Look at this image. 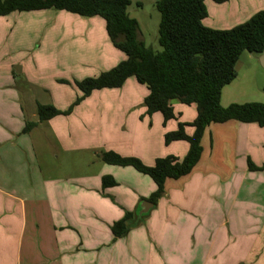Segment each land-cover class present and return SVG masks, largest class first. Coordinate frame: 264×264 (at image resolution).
Wrapping results in <instances>:
<instances>
[{
    "label": "crops",
    "instance_id": "crops-1",
    "mask_svg": "<svg viewBox=\"0 0 264 264\" xmlns=\"http://www.w3.org/2000/svg\"><path fill=\"white\" fill-rule=\"evenodd\" d=\"M204 4L207 16L202 22L214 29H229L264 9L253 6V0H227L217 3L219 6L204 0ZM209 8L225 15L211 22ZM49 13L56 20L66 19V25L77 30L92 33L95 25H101L98 17L53 9ZM40 15L39 11H24L0 16V264H264V243L256 250L254 239L248 235L241 240L233 235L238 221L206 218L207 207L214 205L210 196L213 189H203L199 182L194 186L189 183L199 174L197 170L205 172L201 176L214 179L211 173L237 172L243 181L231 191V210L235 205L252 204L253 210H260L264 216V203L252 199L255 184L264 186V173L251 175L243 161L252 159L251 150L264 137L262 128L254 123L229 120L208 125L201 138V157L192 171L178 179L168 178L163 197L126 235L112 234L113 222L126 212H134L141 200H148L156 185L130 168L104 163L101 156L109 149L99 150L85 133L79 143L71 123L67 126L73 109L68 115L37 122L23 131L26 122L37 121L38 104L67 108L45 100L41 77H30L28 53L21 55L24 51L36 55L38 49L23 47L29 42L32 27L25 21ZM12 68H18L22 77L18 78ZM29 94L32 96L26 100ZM173 108L174 112L182 110L175 105ZM47 130L57 145L53 142L56 154L51 159L40 157L44 144L32 138L34 131L46 134ZM167 130H175L173 124ZM116 138L120 142L114 140L110 150L120 156H136L146 165L158 157L152 154L146 158L140 149L127 151L124 147L128 143ZM187 148L169 154L182 156ZM83 152L87 154H79ZM239 157L242 171L237 170ZM263 159L256 157V162L264 164ZM104 175L112 176L116 185L104 187ZM246 179L253 181L240 187ZM225 227L231 237L224 236ZM248 231L249 227L243 232Z\"/></svg>",
    "mask_w": 264,
    "mask_h": 264
},
{
    "label": "trees",
    "instance_id": "trees-1",
    "mask_svg": "<svg viewBox=\"0 0 264 264\" xmlns=\"http://www.w3.org/2000/svg\"><path fill=\"white\" fill-rule=\"evenodd\" d=\"M223 3L227 0H212ZM130 0H0V16L12 12L59 10L82 17H100L112 45L124 53L125 58L115 67L95 77L77 83L82 98L92 91L105 88H121L128 78L135 77L148 89L144 98L146 113L159 112L164 122L175 119L173 101L195 105L196 116L190 123H178L177 128L165 134V142L187 141V154L156 158L151 166L138 158L124 157L114 151H106L101 159L116 166H130L139 173L148 175L156 185L148 200L154 206L163 195L165 181L189 174L201 157V138L205 128L212 123L236 120L254 123L264 128V102L250 101L221 105L222 89L236 77L235 65L244 51L262 54L264 51V10L257 11L249 19L229 29H214L203 24L207 16L204 0H156L160 13L158 25L159 51L147 47L142 40L138 21L130 17L127 7ZM264 91V86H263ZM82 98L60 110L52 104L37 105V121L26 122L24 132L37 122L57 115H68ZM193 127L188 135L185 126ZM250 170H263L248 160ZM104 187L116 185L110 175L102 177ZM143 219V218H142ZM134 212L111 225L112 234L122 237L137 226Z\"/></svg>",
    "mask_w": 264,
    "mask_h": 264
},
{
    "label": "rangeland",
    "instance_id": "rangeland-1",
    "mask_svg": "<svg viewBox=\"0 0 264 264\" xmlns=\"http://www.w3.org/2000/svg\"><path fill=\"white\" fill-rule=\"evenodd\" d=\"M155 1L130 0L127 12L130 17L138 21L145 45L159 51L161 49L158 44L160 13L156 9ZM209 3L213 4V6H219L212 0H209ZM253 6L264 8V1L253 0ZM208 11L211 22L217 21L225 15L215 8H209ZM49 12L50 10H42L39 11L40 16H31L34 17L31 18L32 21L26 19L25 23L30 22L32 27L29 28V42H24L23 47L38 50L35 56L31 55L32 52L25 51L21 52V55L24 56L25 53H28L26 57L28 58V69L31 70L29 73L30 77L32 79L37 76L41 77L45 87V100L53 101L57 106L64 108L73 104L77 98H82V92L77 85L78 82L89 77H95L101 72L115 67L125 58V55L109 41L102 18L98 17L100 19L97 20H101V25H95L94 31L91 33L88 30H77L74 28L76 26L66 25L69 24L66 23V19L62 20L65 22L56 20L54 15ZM0 49L3 51V45H1ZM260 56V54L249 53L248 51L242 52L235 65L236 77L222 89L220 100L222 106H227L230 103L250 101L264 102V68L260 64ZM13 71L16 76L18 75V78L22 77V75L17 74L19 72L18 68H12ZM21 83L22 79H20ZM147 94V87L138 83L135 77L128 78L121 88L94 90L91 95L82 98L77 105L73 106L72 117H69L67 126L71 123L70 126L75 129L79 143L82 142V134L85 133L86 139L89 137L88 139L92 141L89 143L97 144L96 147L99 150L105 148L109 149L107 151H112L110 146L114 145V140L120 142L117 140V136L128 143L124 149L127 151L140 149L144 156L147 155L145 156L146 158L150 155L152 157V154L158 156L157 158L175 156V154H169V152L176 151L178 153L184 146L188 147V151L189 144L187 141L166 143L165 134L168 132L167 128L170 124H173L176 129L180 122L186 124L192 122L196 116V106L184 105L174 100L172 102L173 105L180 107L182 110H175L176 118L164 122L161 113L156 112L152 115L146 113L144 98ZM30 96L32 95L29 94V98L26 100L30 99ZM179 111L183 114L180 115ZM62 116L65 115L62 114ZM185 129L189 131L190 135L194 130L190 125H186ZM262 130L264 133V128ZM32 138L44 144L41 147L42 153L40 157L51 159L52 155L56 154L53 152L54 143L56 145V142L52 137L51 131L47 130L46 134L34 131ZM260 142L258 140L255 148L251 150L252 159L243 158L244 165L247 168L248 160L254 166L259 167L262 165L256 162V157L258 159L264 157V137L260 139ZM187 151L184 155L177 157L182 159L187 154ZM79 154L86 155L87 152ZM131 157L138 158L136 156ZM138 159L143 163L140 158ZM155 159L153 158L154 161ZM241 164L242 160L239 157L237 159V170H241L238 168ZM122 168H130V170L136 171L130 166ZM250 171V174L254 176L259 174L261 176L264 173V169ZM197 172H199L200 176L196 174L195 180H191L189 183H193L194 186L195 182H199L202 188L204 187L208 190L211 187L213 189L210 196L214 200V205L210 206L214 207H207L206 218L216 221L229 218L232 223L233 221H238L239 225L233 228L235 234H232L238 235L239 240L248 235L252 240L254 239L255 249L260 248L263 245L262 243H264V216L260 210H253L251 203V205L245 207L235 205L234 209L231 210V206L233 207L231 191L239 187V182L243 181L241 175H237V172H232L228 175H222L219 172L216 173L217 175L211 173L216 177L214 179L209 176L207 178L201 176L205 173L202 170H197ZM144 176L153 182L148 175ZM251 181L253 180L246 179L243 182L244 185L240 184V187L243 186L245 188V183L248 185ZM255 186V190H257L256 195L252 198L254 199L253 202L264 203V186L261 183H256ZM162 197L161 195L158 200ZM236 200L242 201L240 198ZM248 203L244 201V204ZM262 208L260 209L262 210ZM247 227H249V231L243 232ZM228 231L227 227H225L223 230L225 237H231Z\"/></svg>",
    "mask_w": 264,
    "mask_h": 264
},
{
    "label": "water",
    "instance_id": "water-1",
    "mask_svg": "<svg viewBox=\"0 0 264 264\" xmlns=\"http://www.w3.org/2000/svg\"><path fill=\"white\" fill-rule=\"evenodd\" d=\"M260 64L261 66L264 68V51L262 52L261 56H260ZM154 204L149 201V200H141L135 211L134 214L136 216L137 219H142L146 216L149 215L151 209L153 208Z\"/></svg>",
    "mask_w": 264,
    "mask_h": 264
}]
</instances>
